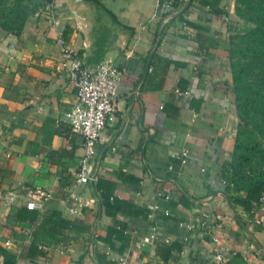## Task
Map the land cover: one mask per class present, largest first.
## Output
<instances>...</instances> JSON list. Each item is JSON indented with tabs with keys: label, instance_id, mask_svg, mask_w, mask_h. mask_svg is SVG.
Wrapping results in <instances>:
<instances>
[{
	"label": "crops",
	"instance_id": "crops-1",
	"mask_svg": "<svg viewBox=\"0 0 264 264\" xmlns=\"http://www.w3.org/2000/svg\"><path fill=\"white\" fill-rule=\"evenodd\" d=\"M235 5L51 0L19 36L0 28V244L15 264H99L102 254L116 264H205L217 249L264 264V202L244 210L245 193L223 179L239 124L229 42L247 26ZM58 37L84 63L121 71L88 184L76 182L82 138L67 116L76 89L54 71ZM36 189L49 197L29 210ZM109 229L127 236L121 251L118 237L105 242Z\"/></svg>",
	"mask_w": 264,
	"mask_h": 264
},
{
	"label": "trees",
	"instance_id": "trees-1",
	"mask_svg": "<svg viewBox=\"0 0 264 264\" xmlns=\"http://www.w3.org/2000/svg\"><path fill=\"white\" fill-rule=\"evenodd\" d=\"M46 2L0 0V28L7 34L19 36L27 20L39 13ZM235 12L251 26L232 35L229 42L232 89L239 124L231 161L224 170L223 179L226 191L232 186L234 190L245 193L242 206L244 210L250 211L259 208L264 202V0H236ZM102 205L107 213V199H103ZM110 235L118 237L122 244L121 251L128 242L127 236L116 229H109L105 242L110 247L114 246ZM162 248L163 260L167 261L176 246L169 244ZM16 259V255L0 244V264H15ZM98 262L116 264L104 254L98 255ZM227 262L249 264L238 253L232 254ZM205 264L212 263L209 260Z\"/></svg>",
	"mask_w": 264,
	"mask_h": 264
},
{
	"label": "built area",
	"instance_id": "built-area-1",
	"mask_svg": "<svg viewBox=\"0 0 264 264\" xmlns=\"http://www.w3.org/2000/svg\"><path fill=\"white\" fill-rule=\"evenodd\" d=\"M56 44L59 47V56L54 62V71L67 74L76 89V99L67 113L71 129L82 138V155L78 164L76 182L88 184L97 179L96 146L102 142L107 118L116 110V88L121 71L108 61L95 65L84 63L63 37H58ZM176 92L182 93L178 89ZM14 196V192L9 191L4 198L11 201ZM48 197L49 194L36 189L34 193L27 194L25 207L29 210L40 208L42 201ZM93 202L94 199L90 198L86 204ZM164 212L168 214V210ZM178 225L187 229L193 228V225L182 221H179ZM153 238L154 235H147L142 241L150 243ZM213 241L216 243L218 239L214 237ZM38 247L43 248L41 245ZM228 258L221 249H217L210 262L225 264Z\"/></svg>",
	"mask_w": 264,
	"mask_h": 264
},
{
	"label": "rangeland",
	"instance_id": "rangeland-1",
	"mask_svg": "<svg viewBox=\"0 0 264 264\" xmlns=\"http://www.w3.org/2000/svg\"><path fill=\"white\" fill-rule=\"evenodd\" d=\"M48 1H49V0H47L46 5H45V7H44L42 10H45V9L48 7V5L50 4V3H48ZM40 12H41V11H40ZM246 25H247V26L244 27V30H245L246 28H248V27L251 26V24H249V23H247V22H246ZM236 253L240 254L241 257H243L242 254H241L240 252H236ZM243 258H244V257H243ZM244 259H245V258H244ZM245 260H246V259H245ZM246 261H247V260H246ZM225 264H229V263L227 262V263H225Z\"/></svg>",
	"mask_w": 264,
	"mask_h": 264
}]
</instances>
